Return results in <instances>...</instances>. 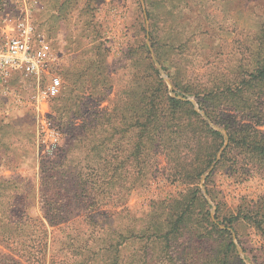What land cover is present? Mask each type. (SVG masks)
<instances>
[{"label":"rangeland","instance_id":"1","mask_svg":"<svg viewBox=\"0 0 264 264\" xmlns=\"http://www.w3.org/2000/svg\"><path fill=\"white\" fill-rule=\"evenodd\" d=\"M32 1L44 70L0 90V178L20 176L31 215L42 160L111 155L102 212L154 235L128 248L135 264H264V0ZM18 14L0 0V25ZM50 75L59 93L38 100Z\"/></svg>","mask_w":264,"mask_h":264},{"label":"trees","instance_id":"2","mask_svg":"<svg viewBox=\"0 0 264 264\" xmlns=\"http://www.w3.org/2000/svg\"><path fill=\"white\" fill-rule=\"evenodd\" d=\"M263 57L257 56L252 64V77L258 82H264V59H259ZM204 111L215 121L207 108ZM110 118L116 121L114 116ZM223 121L228 143L236 141L237 127L229 118ZM211 133L222 143L218 132L211 130ZM243 138L249 143L246 136ZM93 148L96 145L88 147ZM252 148L262 152L264 143ZM60 150L64 152L57 154L58 159L46 157L40 162L38 187L34 184L31 188L39 216L31 215L35 205L26 202L28 195L18 188L19 175L0 178V264H135L127 257L128 248L154 235H145L143 229L132 224H117V213L112 220L102 212L116 194L115 177L104 173L113 166L114 158L110 155L102 159L97 153L71 159L66 154L67 148ZM108 150L110 153L112 148ZM126 156L124 161L130 158ZM214 157L215 153L211 161ZM231 223L228 221L227 226ZM147 260L143 256L139 264Z\"/></svg>","mask_w":264,"mask_h":264},{"label":"built area","instance_id":"3","mask_svg":"<svg viewBox=\"0 0 264 264\" xmlns=\"http://www.w3.org/2000/svg\"><path fill=\"white\" fill-rule=\"evenodd\" d=\"M18 16L8 20L3 17L0 25V90L7 92L6 83L13 73L25 70L39 79L44 70L45 59L33 46L34 27L31 23L34 2L32 0H13ZM60 78L50 75L48 82L37 91V99L56 96L60 90ZM41 127L45 123L40 119Z\"/></svg>","mask_w":264,"mask_h":264}]
</instances>
